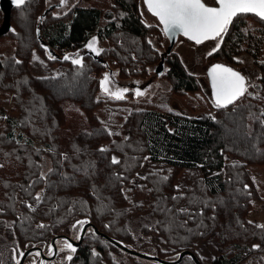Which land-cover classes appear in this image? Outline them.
<instances>
[{"label": "trees", "instance_id": "obj_1", "mask_svg": "<svg viewBox=\"0 0 264 264\" xmlns=\"http://www.w3.org/2000/svg\"><path fill=\"white\" fill-rule=\"evenodd\" d=\"M210 2L217 6L215 0ZM114 3L115 17L106 24L102 10L84 4L60 18H53L51 11L43 13L44 0H25L23 6L11 11V37L18 43L15 56L6 61L0 57V105L7 103L3 98L10 99L4 91L10 90L7 86L15 80L13 100L18 101L20 117L26 120L20 123L6 108H0V264H13L18 253L20 260L21 254L34 248L52 257L53 239L65 236L79 242L88 224L132 250L165 261L174 262L189 251L205 264L195 250L199 238L217 239L218 256L210 264H264V227L248 219L249 188L240 187L246 164H264V20L253 14L237 15L232 26L239 30L234 38L227 36L220 51L228 58L234 44L243 45L256 61L260 75L251 88L260 98L253 99V105L240 104L239 99L236 105L219 108L216 115L190 117L141 109L125 112V101L115 99L107 112V96L100 82L109 71L127 80L128 76L146 75V67L160 61L169 64L167 75L175 93L199 88L175 55H157L150 38L160 31L144 23L133 0ZM3 18L0 10V23ZM18 23L27 29L22 31ZM96 34L102 42L111 43L102 49L98 60L87 56L81 68L61 61L65 55L76 56ZM134 41L139 45L129 44ZM34 44L57 54L52 63L64 68L62 73L51 78L32 75L23 62L31 57ZM17 57L23 62L17 63ZM21 66L27 69L23 73ZM128 72L132 75L124 77ZM72 78L79 86L87 82L89 92L77 89L67 93L64 82ZM53 89L56 93H50V103H43L49 114H37V99ZM66 101L72 103L69 112L74 117L69 114L67 120L61 116L57 133L49 136V120L56 116L52 108L63 115ZM32 122L44 131L41 136L33 127V138L39 137L55 158L48 182L41 177L39 157L21 158L18 151L16 162L5 154L9 153L8 144L18 146L26 141L31 144L27 148L32 149L34 140L25 133L30 132ZM113 158L119 163H113ZM189 211L191 217L186 218ZM146 220H156L160 225L159 230L168 238L166 249L154 242ZM65 241H56L58 254L53 261H43L40 252H33L25 264L33 256L39 264L126 263L121 256L136 264H160L123 252L93 227L85 233L82 244L74 246L70 261L62 249ZM180 264L196 263L186 256Z\"/></svg>", "mask_w": 264, "mask_h": 264}, {"label": "rangeland", "instance_id": "obj_2", "mask_svg": "<svg viewBox=\"0 0 264 264\" xmlns=\"http://www.w3.org/2000/svg\"><path fill=\"white\" fill-rule=\"evenodd\" d=\"M44 1H45V8H44L45 12L43 11V13L45 14L48 10H50L51 16L53 18L63 17L64 15L68 14L78 4L80 6H83L84 4L85 5L84 7L86 8L90 7V8H96L100 11L102 10L104 24L111 22L116 14V7L114 0H90L87 3H85L84 0H67L66 4L64 5H61V0H44ZM133 3L137 5L138 12L144 23L149 26L156 25L160 31L157 34H154L153 38H150V41L153 43V45L157 47L156 48L157 55L158 56L162 55L165 57H169L170 54H172L171 56L175 55L178 58L179 62L184 66V69L187 71V73L193 76L198 81L199 88L195 92L179 93V94L175 93L172 90L173 81L167 75V73H169V64L164 65V63L160 61L159 62L156 61L155 64L153 65L149 64L146 67V72H147L146 75L136 78L135 77L130 78L132 76H128L127 78L129 79L127 80H123L119 78L116 72L109 71L107 72V74L110 76L111 79V83L109 85L111 90L115 91L116 89H123V88L128 89V92L124 94V99H120L125 101V110H124L125 112H128L133 109L135 110L141 109L147 111L150 110V111H160V112H174L177 114H181L185 116L187 115L190 117L216 115L220 109L214 106L213 96L208 82V71L215 64H223L229 66L246 78L248 90L247 93L240 98L241 100L239 101L240 104L251 106L254 103V101H252L253 99L256 100L260 98L256 93H253V90L251 88L257 84L258 77L260 75L258 70V65L251 56V54L246 52L247 50L245 49V47H243V45L241 47L240 46L238 47L237 46L238 44H234L232 49L233 52L228 58L224 57L222 53H220L224 45V42L228 39L227 36L232 35V38H234V36L237 34V31L239 30L238 28L235 29L232 26L234 19L232 23L229 25L226 34L223 35L222 41L219 42L218 51L214 52L212 55L209 56L208 53L211 52L213 48L217 47L218 44L217 40H206L201 44H196L194 41L189 40L187 37H185L181 32H177L174 36L166 35L164 32V27L159 22L158 18L155 17L151 12H149L145 0H133ZM206 3H208V5L211 6L210 0H207ZM19 17L20 15L17 16V20L20 22L22 16L21 18ZM3 24H4V18L3 21H1L0 23V29H2ZM18 26L19 28L22 29V31L23 29L25 30L27 29L25 28L26 25H24L23 23L22 24L18 23ZM232 30L234 32H232ZM11 31H9L8 34L6 35L0 36V57L5 61L6 58L15 56L16 46L18 43L16 40L12 39L11 34L13 33V31L12 32ZM25 34L27 35V33ZM133 43L129 42V44L133 46L139 45L137 41H134ZM110 45H111L110 42H104L102 48L104 49L109 48ZM30 48L33 49V52L31 57L28 59L26 63L23 62L21 57H17L15 61L16 62L19 61L20 63L23 62V64L28 66L29 69L31 70L32 75L35 78H51L53 76H57L59 73H62V69L64 68H61L60 65L58 64H53L52 63L53 59L49 58L47 52H44L41 49H39L37 44H34ZM81 48L82 46L79 49ZM85 50L86 49L82 50L83 55L86 54ZM62 54L64 55V53ZM61 61L66 62L63 60V57ZM74 66H78V65H74ZM78 67L81 68L80 66ZM19 69L21 73H23V70L24 71L27 70L26 68H24V66L19 67ZM121 75H123V72H121ZM124 75H125L124 77H126L127 75H132V74L128 72ZM11 84L12 85H10L9 83L7 86L10 90L4 91L5 94L10 95V99L3 98L2 100L6 101L7 103L1 102L0 108L1 107L6 108L9 115L13 116L17 121L19 119L21 121L20 123H22V121L26 119L25 117L22 118L20 117L21 111H20V106H18L19 103L18 101L13 100L16 89L15 80L11 81ZM64 86L67 87L68 89L66 91L67 93H73L74 92L73 90H77V89H80L81 92L84 93L89 92L88 91L89 84L87 82H84V84H81L79 86V82H76L75 79L73 78L71 79V81L64 82ZM53 90L55 91L49 92L45 96L46 98L40 96L37 99L40 101L37 114L41 115L43 112L46 115L49 114L48 112L49 109H45V107L43 108V103L45 105L47 103H50L48 98L49 96H51L50 93L52 92L56 93V89ZM137 90L142 92L143 95L137 96L136 95ZM105 95L107 96L105 98L106 100L105 102H106V109L108 112L115 105L114 103L115 99L107 94ZM71 104L69 105L68 101L64 102L63 108L65 111L63 115L57 114V110H58L57 108L54 109L52 108L56 116H54L52 120H49V122H51L52 125L51 126L49 125L48 127L52 131L50 134L47 131L46 134H48L49 136L54 135V133L56 132L55 129L56 123H58L59 119L61 120V116L64 119L67 118L69 119V114H70L69 110L71 109V107L73 108ZM232 105H236V103ZM51 116H53V114H51ZM70 117H74V115L70 114ZM26 125L27 124H25L24 127ZM33 127H35V130L41 136L44 134V131H41L40 126H37V124L33 122L31 123L30 132L27 133V131H25V133L27 134L26 136H28V138L30 137L34 140V146L32 147V149L27 148V146L31 144H27V142L24 140L25 143L20 142V145L18 146L16 144H8L6 148L8 149L9 153L5 151V154L11 155V158L14 159V161L16 162L18 161L16 159V156L18 155L17 154L18 151H21L22 153L21 158H29L30 156L39 157L42 167L41 177L43 181L48 182L49 177L51 175L50 171L53 168V160L55 158L51 157L47 153V151H51V148L47 147L45 144H42L40 142L39 137L33 138V133H32ZM4 130L7 131L8 129H4ZM16 133L17 135H19L21 133L20 129H18ZM23 145H25V147H22ZM19 162L21 163V160ZM249 164H246V166L244 167L245 173H243L240 177L242 179L241 180L242 184L240 185V187L249 188L247 194L249 195L251 210L248 213L249 214L248 219L251 222L256 223L258 225H264V164H256V163H252L250 165ZM41 193H43V191H41ZM37 196H39V193H37ZM177 210H178L177 212H180L181 210L180 207H178ZM185 214H186L185 215L186 218L188 216L191 217L190 211L189 213L186 212ZM145 223L147 226L150 227V234H154L152 235L154 242H156L157 245H160L162 249H166L168 246V238L163 231L159 230L160 225L157 224V221L146 220ZM158 231H160V234ZM32 232L33 230H31L28 235H31ZM148 237L150 238L151 236L149 235ZM24 243L25 241L23 240L22 244ZM64 245L65 243L63 244V247ZM62 249L66 250L67 252L66 251L65 252L68 255L73 254L65 248ZM218 249H219V244L217 242V239L204 240L198 238V240L196 241V247H195L196 253L205 264H210L212 260H214L218 256ZM22 256L23 254L21 255V258ZM19 258L20 256L18 253L16 255V259L13 262V264H15L17 260H19ZM121 258H124V260L127 261L126 263L123 264H136L134 261L126 259V257L124 256H121ZM35 262L39 264L38 258L34 256L33 258H30L28 261L29 264H34ZM40 264H43L42 261L40 262Z\"/></svg>", "mask_w": 264, "mask_h": 264}, {"label": "snow or ice", "instance_id": "obj_3", "mask_svg": "<svg viewBox=\"0 0 264 264\" xmlns=\"http://www.w3.org/2000/svg\"><path fill=\"white\" fill-rule=\"evenodd\" d=\"M66 2L67 0H61V5ZM13 3L19 8L25 4V0H13ZM145 3L149 12L157 17L163 25L166 35L174 36L177 32H181L196 44H201L206 40H217V47L208 53L209 56L218 51L219 42L222 41L223 35L226 34L229 25L237 15L253 14L264 20V0H215L217 6H208L203 0H145ZM96 44L97 41L93 38L86 47L98 54L102 50L98 49ZM48 55L50 59H56L51 53ZM63 59H71L73 64L82 66V58L79 57V54H76L75 58L65 55ZM209 75L214 93L213 103L218 109L234 104L247 93L246 78L230 67L214 65L210 69ZM110 83V76L105 74L100 82L103 92L114 99H124V94L128 92V89L113 91L109 87ZM136 95L140 96L143 93L137 90ZM213 119L215 118L213 117ZM101 151H107V149H101ZM112 162L119 163L115 158ZM77 223L83 225L85 221ZM40 227L44 226L40 225ZM260 227H264V225H260ZM64 248L71 253L76 251L73 244L67 241H65ZM37 255L39 254L37 253ZM67 259L70 261L72 256L68 255ZM16 264H20L19 260Z\"/></svg>", "mask_w": 264, "mask_h": 264}, {"label": "water", "instance_id": "obj_4", "mask_svg": "<svg viewBox=\"0 0 264 264\" xmlns=\"http://www.w3.org/2000/svg\"><path fill=\"white\" fill-rule=\"evenodd\" d=\"M13 7H15V4L13 3V0H0V10H2V12L4 13V24H3L2 29H0V36L8 34V32L11 30L10 20H11V11H12ZM49 11H50V10H48V11L45 13V15H46ZM89 42H91V41H89ZM87 44H88V42H87ZM87 44H85L81 49H79V53H78V54H80V58H82V66H83L84 58H85L86 56H89V55H90V56L93 57L95 60H98V59L100 58L101 54L103 53V51H100L98 54H97V53H94V54L91 55V54L88 53V54H86V55H83L81 52H82V50H84V49H88V48L86 47ZM96 47H99V42L96 44ZM48 52L51 53L52 51H51V50H48ZM52 54H53V56L55 55L53 52H52ZM68 56H69V55H68ZM63 60H64V59H63ZM64 61H67V60H64ZM68 61H71V62H72L71 59H69ZM74 65H75V64H74ZM215 65H217V64H215ZM220 65H223V64H220ZM78 66H80V65H78ZM82 66H80V67H82ZM213 66H214V65H213ZM213 66H212V67H213ZM224 66H226V65H224ZM212 67H211V68H212ZM226 67H229V66H226ZM211 68H210V69H211ZM230 68H231V67H230ZM210 69H209V71H208V82H209V86H210V89H211L212 96H213V98H214L213 88H212V85H211V77H210V75H209ZM233 70H234V69H233ZM92 227L94 228L95 232H96L98 235L103 236L105 239H107L109 242H111V243L114 244L116 247H118L119 249H121L123 252L128 253V254H130V255H132V256L138 257V258H140V259L148 260V261H154V262H158V263H160V264H180V263L182 262V260H183L186 256H190V257L194 260V262H195L196 264H201V262L197 259V257H196L192 252H189V251L182 252V253L179 255V259L176 260V261H174V262L165 261V260H162V259L157 258V257H153V256H149V255H147V254H143V253L137 252V251L132 250V249H130V248H128V247H126V246L120 244L119 242H117V241L111 239V238L108 237L107 235L100 233V232H99L94 226H92L91 224H88V225H86V226L84 227L79 242H76V241H74V240H72V239H70V238H67V237H65V236H63V237H57V238H55V239L52 240V247H53V249H54V255H53L52 257H49V258H48V257L44 256V254L42 253L41 249H39V248H34V249H30V250L26 251L25 253H23L22 258L20 259V264H25L26 259H27L28 256H29L31 253H33V252H40V253H41V256H42V258H43V259H42L43 261H44V260H46V261H53V260L57 257V254H58V248H57V246H56V241H57L59 238L66 239V240L70 241V242L73 244V246H77V247H79V246L82 244V241H83V238H84V236H85V233L87 232V230H88L89 228H92Z\"/></svg>", "mask_w": 264, "mask_h": 264}, {"label": "flooded vegetation", "instance_id": "obj_5", "mask_svg": "<svg viewBox=\"0 0 264 264\" xmlns=\"http://www.w3.org/2000/svg\"><path fill=\"white\" fill-rule=\"evenodd\" d=\"M155 26H156V25H155ZM156 27H157V26H156ZM93 38L96 39L97 43L100 42V46L102 47V45L104 44V42L101 41V37L99 36V34H96ZM93 38H90L89 40H87V41L85 42V44H87V42L89 43V41H92ZM85 44H84V45H85ZM97 48H98V47H97ZM98 49H100V48H98ZM85 51H86V54L89 53V54L92 55V54L95 53V52H92V51L89 50V49H86ZM86 54H84V55H86ZM79 56H80V54H79ZM89 56H90V55H89ZM71 57H72V58H75L76 56H72V55H71ZM131 92H132V91H131ZM238 100H239V99H238ZM48 258H49V257H48ZM27 259H28V258H27ZM27 259H26V260H27ZM42 259H43V258H42ZM44 261H46V260H44ZM25 262H26V261H25Z\"/></svg>", "mask_w": 264, "mask_h": 264}]
</instances>
